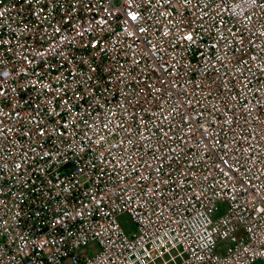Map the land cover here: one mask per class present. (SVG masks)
<instances>
[{
    "label": "built area",
    "instance_id": "2783aa9c",
    "mask_svg": "<svg viewBox=\"0 0 264 264\" xmlns=\"http://www.w3.org/2000/svg\"><path fill=\"white\" fill-rule=\"evenodd\" d=\"M258 262L264 0H0V264Z\"/></svg>",
    "mask_w": 264,
    "mask_h": 264
},
{
    "label": "rangeland",
    "instance_id": "374dc122",
    "mask_svg": "<svg viewBox=\"0 0 264 264\" xmlns=\"http://www.w3.org/2000/svg\"><path fill=\"white\" fill-rule=\"evenodd\" d=\"M119 222L122 226V228L128 233V234H132L135 230V224L132 221L131 217L129 215H122L119 218ZM256 264H262L261 262H258Z\"/></svg>",
    "mask_w": 264,
    "mask_h": 264
}]
</instances>
